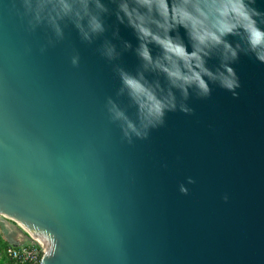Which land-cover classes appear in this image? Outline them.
Wrapping results in <instances>:
<instances>
[{
	"label": "water",
	"instance_id": "obj_1",
	"mask_svg": "<svg viewBox=\"0 0 264 264\" xmlns=\"http://www.w3.org/2000/svg\"><path fill=\"white\" fill-rule=\"evenodd\" d=\"M257 29L264 0H0V222L40 264H264Z\"/></svg>",
	"mask_w": 264,
	"mask_h": 264
},
{
	"label": "clouds",
	"instance_id": "obj_2",
	"mask_svg": "<svg viewBox=\"0 0 264 264\" xmlns=\"http://www.w3.org/2000/svg\"><path fill=\"white\" fill-rule=\"evenodd\" d=\"M121 10L123 11L122 8H121ZM92 26H93V30H97L100 27V25L96 21H95V23L92 22ZM248 43L250 44V46L253 50H256L258 48H264V33L260 32L259 29H257L256 34L248 33ZM228 47L230 49L231 55L233 57H235L236 52L232 49L231 45H229ZM165 50L167 51V49H165ZM204 54L207 55V52ZM257 56L260 60L264 61V52H257ZM141 57H142V59L150 60V54L141 53ZM201 60H203V56L201 57ZM227 71L230 74H232L231 68H228ZM204 72L207 75H211V73L208 72L207 69H205ZM221 76L223 77L222 82L224 83L225 86H227L228 88H232L233 86H235L234 80H230L228 77L223 76V74H221ZM193 81L198 82V86L204 92L208 91L207 85L200 75H197L195 77V80H187V81H185V83H192ZM124 82H125V84H127L130 88H132L135 91H139L143 88V86L139 83V81L132 79V78H129L127 76L124 77ZM157 113L158 114L160 113L159 106H157Z\"/></svg>",
	"mask_w": 264,
	"mask_h": 264
},
{
	"label": "built area",
	"instance_id": "obj_3",
	"mask_svg": "<svg viewBox=\"0 0 264 264\" xmlns=\"http://www.w3.org/2000/svg\"><path fill=\"white\" fill-rule=\"evenodd\" d=\"M42 247L33 243L10 244L5 247L4 254L14 264H40Z\"/></svg>",
	"mask_w": 264,
	"mask_h": 264
},
{
	"label": "crops",
	"instance_id": "obj_4",
	"mask_svg": "<svg viewBox=\"0 0 264 264\" xmlns=\"http://www.w3.org/2000/svg\"><path fill=\"white\" fill-rule=\"evenodd\" d=\"M0 232L3 238L11 244L28 243L29 239L23 231L19 227H16V225H13L10 221L0 222Z\"/></svg>",
	"mask_w": 264,
	"mask_h": 264
},
{
	"label": "rangeland",
	"instance_id": "obj_5",
	"mask_svg": "<svg viewBox=\"0 0 264 264\" xmlns=\"http://www.w3.org/2000/svg\"><path fill=\"white\" fill-rule=\"evenodd\" d=\"M5 219H7V221H10L13 225H16V227H19L22 231H23V233L27 236V238L29 239L28 240V243H33V244H37V245H39V247H42V244L40 243V242H38V241H36L35 239H33L24 229H23V227H21L19 224H17L14 220H11V219H9V218H5ZM0 235H1V237L3 238V236H2V234H1V232H0ZM3 240H5L4 238H3ZM43 248V247H42ZM44 249V248H43ZM0 257H5V255H4V250L3 251H1V253H0Z\"/></svg>",
	"mask_w": 264,
	"mask_h": 264
},
{
	"label": "trees",
	"instance_id": "obj_6",
	"mask_svg": "<svg viewBox=\"0 0 264 264\" xmlns=\"http://www.w3.org/2000/svg\"><path fill=\"white\" fill-rule=\"evenodd\" d=\"M11 243H9L6 240H3V238L0 235V253L1 251H3L5 249L6 246L10 245ZM5 255V254H4ZM0 264H14V262H12L9 258L6 257H0Z\"/></svg>",
	"mask_w": 264,
	"mask_h": 264
},
{
	"label": "bare ground",
	"instance_id": "obj_7",
	"mask_svg": "<svg viewBox=\"0 0 264 264\" xmlns=\"http://www.w3.org/2000/svg\"><path fill=\"white\" fill-rule=\"evenodd\" d=\"M40 243L42 244V246H43V247H45V248H46V245H45V243H44V242L40 241Z\"/></svg>",
	"mask_w": 264,
	"mask_h": 264
}]
</instances>
